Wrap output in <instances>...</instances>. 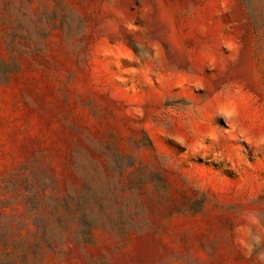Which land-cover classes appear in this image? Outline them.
Listing matches in <instances>:
<instances>
[{
    "label": "rangeland",
    "instance_id": "1",
    "mask_svg": "<svg viewBox=\"0 0 264 264\" xmlns=\"http://www.w3.org/2000/svg\"><path fill=\"white\" fill-rule=\"evenodd\" d=\"M0 264H264V0H0Z\"/></svg>",
    "mask_w": 264,
    "mask_h": 264
}]
</instances>
